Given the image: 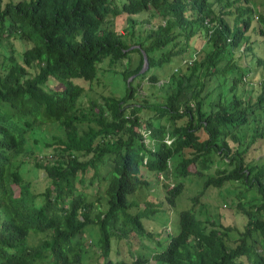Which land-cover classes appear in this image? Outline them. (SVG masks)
I'll use <instances>...</instances> for the list:
<instances>
[{"label": "trees", "instance_id": "16d2710c", "mask_svg": "<svg viewBox=\"0 0 264 264\" xmlns=\"http://www.w3.org/2000/svg\"><path fill=\"white\" fill-rule=\"evenodd\" d=\"M263 47L264 0H0V264H264V159L247 158ZM124 57L123 91L84 104L101 62ZM146 74L160 94L132 101ZM190 174L177 231L155 240L151 215ZM212 190L239 224L208 211Z\"/></svg>", "mask_w": 264, "mask_h": 264}, {"label": "rangeland", "instance_id": "374dc122", "mask_svg": "<svg viewBox=\"0 0 264 264\" xmlns=\"http://www.w3.org/2000/svg\"><path fill=\"white\" fill-rule=\"evenodd\" d=\"M6 0H2L4 2ZM127 15L125 13H120L116 18H112V23L111 26L116 28L119 31H125L124 25H125V18ZM142 24V23H141ZM138 26V22L136 23ZM144 25H147V23H143L141 28H143ZM15 45L17 46H22V43L14 42ZM254 44H257L256 41H254ZM258 47V45H257ZM261 49V47H260ZM264 49V47L262 48ZM136 55V52H131V56L134 58ZM121 62V64H120ZM120 62L114 63L112 66L107 68L108 61L107 59L103 60L100 64V67L103 69H100L97 72V78L92 81L93 86L92 87H87L86 83L85 85V94L82 98V102L84 104H87L88 101L87 97L89 95L95 96L97 99L101 100L102 99V94H107L108 91L110 90L111 92H116V93H121L123 91V79L121 76V69H123V63L126 62V58H122ZM172 59L169 62L164 63L163 69H168L170 64L172 63ZM126 66V65H124ZM105 68V69H104ZM147 68V67H146ZM145 68V69H146ZM143 69V70H145ZM163 69H156V73L159 76L160 80H162L164 77L162 76V73L165 72ZM134 76L130 75L127 79L131 80ZM133 81H138L137 78H134ZM160 90L157 88V86H152L151 83L148 81V74L144 75L141 79H139V84L136 87V90L134 92V96L131 97L130 99L132 101H140L142 98H156L158 94H160ZM115 94V93H114ZM264 112H259V116L263 118ZM261 119V118H260ZM252 124V122L249 124ZM249 127L247 129V137H248V131ZM53 130L47 131L48 133L52 132ZM247 158H252L254 160H263L264 159V139L263 138H258L256 139L249 147L248 152H247ZM29 162L32 163L31 159L29 158ZM170 166L173 165V159L170 161ZM29 163L26 164L25 166L28 167ZM192 169V168H191ZM169 170L166 171V174L169 175ZM172 173H170L171 175ZM169 177V176H168ZM195 174H190L188 175L187 178L182 179V190L180 193L176 196V201L174 206H172L169 209H165L164 211L158 212L156 217L155 215H151L154 221H151L149 223V226L155 227L154 229L157 230H162L160 234L154 235L156 238L155 240L157 241H165L167 239V234L168 233H175L178 229V223H177V212L180 209L186 208L189 205V201L187 200L188 196L194 195L199 187H200V180L201 178H194ZM150 178L149 181L151 184L148 186L147 190L150 194L152 195H163L165 193V187L163 183L165 182V179L167 177L159 175L157 177H148ZM169 182V181H168ZM212 192L206 196L203 197L202 200H206L208 206L207 209L208 211H212L215 214H217L218 219L223 223V224H239L240 219L238 217L237 212L234 210V208H228L223 206L222 204H218V200L220 198H217L215 196V192ZM146 191L140 190V192L136 195V197L140 200H142V197L145 196ZM226 192L222 191L221 196L225 195ZM244 200H247L248 202H257V197L255 196L254 190L251 188L246 191ZM169 205L168 207H170ZM169 212H171L172 217H169ZM170 218V219H168ZM149 221V220H148ZM242 222V221H241ZM232 234H234L232 232ZM86 234H84L85 236ZM165 239V240H164ZM88 241V239H87ZM139 254L144 253V250L139 249L137 250ZM143 255V254H141ZM144 256V255H143ZM83 264H92L89 262L84 261Z\"/></svg>", "mask_w": 264, "mask_h": 264}, {"label": "water", "instance_id": "95a60500", "mask_svg": "<svg viewBox=\"0 0 264 264\" xmlns=\"http://www.w3.org/2000/svg\"><path fill=\"white\" fill-rule=\"evenodd\" d=\"M147 67V61H146V56L144 53H142V65L139 69V71H142L143 69H145Z\"/></svg>", "mask_w": 264, "mask_h": 264}]
</instances>
